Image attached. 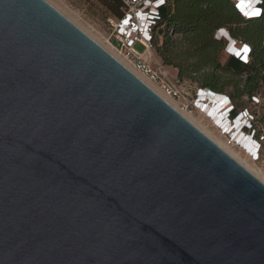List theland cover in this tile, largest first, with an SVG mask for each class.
<instances>
[{"label": "water", "instance_id": "water-1", "mask_svg": "<svg viewBox=\"0 0 264 264\" xmlns=\"http://www.w3.org/2000/svg\"><path fill=\"white\" fill-rule=\"evenodd\" d=\"M0 264H264V184L44 0H0Z\"/></svg>", "mask_w": 264, "mask_h": 264}, {"label": "trees", "instance_id": "trees-1", "mask_svg": "<svg viewBox=\"0 0 264 264\" xmlns=\"http://www.w3.org/2000/svg\"><path fill=\"white\" fill-rule=\"evenodd\" d=\"M116 21H121L128 8L123 0H100ZM225 29L230 37L250 48V61L244 64L225 54V41L216 39V32ZM170 34L182 36L180 51L173 49ZM163 64L178 72L179 80L196 83L199 91L227 96L233 104L231 117L247 111L237 99L246 97L251 105L264 96V5L257 19L244 20L231 0H164L153 26L151 44L158 46ZM220 54L226 56L221 65ZM245 75V79L240 77ZM230 89V92H227ZM263 99V98H262ZM256 106V105H255ZM248 133L261 138L255 114Z\"/></svg>", "mask_w": 264, "mask_h": 264}, {"label": "built area", "instance_id": "built-area-1", "mask_svg": "<svg viewBox=\"0 0 264 264\" xmlns=\"http://www.w3.org/2000/svg\"><path fill=\"white\" fill-rule=\"evenodd\" d=\"M128 8L127 14L121 21H116L120 30L126 37L120 38V55L134 71L146 78L155 85L162 94L172 100H181L183 97L179 87V81H170L161 72L151 69L149 63L134 48L136 42L142 43L146 51L152 48L151 37L153 26L158 19V10L164 5V0H123ZM244 20L257 19L262 15L264 0H231ZM133 11L135 13L133 14ZM216 39L225 41V54L233 57L244 64L250 61V48L246 44L234 41L225 29L216 32ZM198 106L201 107L224 131L229 139L243 146L251 155L256 157L261 149L260 142L264 141V136L259 140L246 129H250V124L254 122V116L247 112H241L236 117H231L233 104L225 95H215L209 92H202L196 95ZM259 98L255 99V105H259ZM228 130H225L227 129ZM239 139L243 140L240 143ZM254 145L256 149L253 150ZM249 148V149H248Z\"/></svg>", "mask_w": 264, "mask_h": 264}, {"label": "rangeland", "instance_id": "rangeland-1", "mask_svg": "<svg viewBox=\"0 0 264 264\" xmlns=\"http://www.w3.org/2000/svg\"><path fill=\"white\" fill-rule=\"evenodd\" d=\"M44 1H46L55 10L62 14L67 20H69L72 24L79 28L84 34L91 38L107 53L109 52L106 49H109L117 56L122 58V56L120 55V38L122 36L126 37V34L124 35V33L121 32L119 24L111 16L108 10L103 6L100 0ZM134 13L135 11H133V14ZM169 36L174 45L173 49L175 51H180L182 48V44H180L182 36L172 34H170ZM161 43H163V40H159L158 46H156V48L152 47L150 51H146L142 43L138 42L134 44V48L142 56L145 57L152 70L161 72L163 76L170 81H179L178 85L182 91L184 98H182L181 100H172L169 98L175 104V107L172 105L170 106L174 108L179 114H181L185 119H187L185 117V115H187L191 117V119L199 123V125L207 132V134L222 141L224 145H226V147L232 151V153L236 154L240 160L245 161L246 163L251 165L255 173L261 176V178L263 177L264 179V141L260 142L261 149L259 154L256 157H251L249 152L243 146L235 142L233 139H229V136L225 135L224 131L221 130V128L216 124V122L201 107L198 106V103L196 101V83L191 82L187 79L179 80L177 70L172 66H167L163 64L162 58L160 57L159 53V48L162 46ZM219 62L221 65L225 64L226 56H224V54H220ZM240 78L244 80L245 75ZM230 91L231 90L228 89L227 92ZM262 98H259L260 104L257 106L251 105L247 101L245 96L238 98L237 103L241 107V109L247 108L251 113L256 115L258 120L257 131H260V135L264 136V96ZM188 121L199 131H201L205 136H207L212 142L219 146L217 142L213 140L214 138L211 139L196 124L192 123L190 120ZM219 147L230 157H232L237 163H239L238 160L231 156L225 149H223L221 146ZM253 176L257 178L255 175Z\"/></svg>", "mask_w": 264, "mask_h": 264}, {"label": "bare ground", "instance_id": "bare-ground-1", "mask_svg": "<svg viewBox=\"0 0 264 264\" xmlns=\"http://www.w3.org/2000/svg\"><path fill=\"white\" fill-rule=\"evenodd\" d=\"M118 62H120L125 68H127L131 73H133L137 78H139L145 85H147L151 90H153L157 95H159L165 102H167L169 105H172L175 107V104L168 98L166 97L164 94L161 93V91L153 84H151L146 78H144L143 76H141L139 73H137L136 71L133 70V68H131L126 62L125 60H123L122 58H120L119 56H117L115 53H113L111 50L106 49ZM185 117L190 120L192 123L196 124L204 133L207 134V132L199 125V123H197L196 121H194L193 119H191V117L185 115ZM225 130H228L225 129ZM211 139H213L214 141L217 142V144L219 146H221L223 149H225L231 156H233L236 160H238V162L244 167L246 168L249 172H251L253 175H255L259 180H261L264 183V179L263 177L261 178V176H259L258 174L255 173L253 167L251 165H249L248 163H246L245 161H242L238 158V156L234 153H232L231 150H229L226 145H224V143L218 139H216L215 137L207 134ZM240 143H243V140L239 139ZM252 146V145H250ZM253 150L256 149V147L253 145L252 146ZM249 149V148H248Z\"/></svg>", "mask_w": 264, "mask_h": 264}]
</instances>
